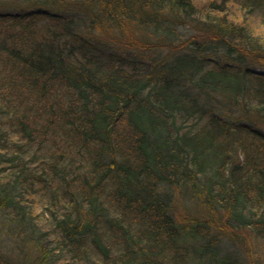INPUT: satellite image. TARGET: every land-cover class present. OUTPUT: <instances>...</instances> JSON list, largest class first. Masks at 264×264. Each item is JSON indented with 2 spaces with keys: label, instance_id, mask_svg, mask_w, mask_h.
I'll use <instances>...</instances> for the list:
<instances>
[{
  "label": "trees",
  "instance_id": "16d2710c",
  "mask_svg": "<svg viewBox=\"0 0 264 264\" xmlns=\"http://www.w3.org/2000/svg\"><path fill=\"white\" fill-rule=\"evenodd\" d=\"M259 24L264 0H0V264H264Z\"/></svg>",
  "mask_w": 264,
  "mask_h": 264
},
{
  "label": "rangeland",
  "instance_id": "374dc122",
  "mask_svg": "<svg viewBox=\"0 0 264 264\" xmlns=\"http://www.w3.org/2000/svg\"><path fill=\"white\" fill-rule=\"evenodd\" d=\"M257 27H258V24H257ZM259 28H260L259 31H260L261 34L264 36V26H262V25L259 24ZM166 53H167V52H163L162 55L165 56ZM142 59H143V58H142ZM142 59H141V60H142ZM149 59H150V58L147 57V58H144L143 61H145V62L147 63V61H148ZM249 237H251V238L253 239L252 236H249ZM257 241H258V239H257ZM259 246H260V250H261V249L263 248V246H262V244H260V242H259ZM4 251L7 252V251H9V250H8L7 247H5V248H4ZM242 251H243V250H242Z\"/></svg>",
  "mask_w": 264,
  "mask_h": 264
}]
</instances>
